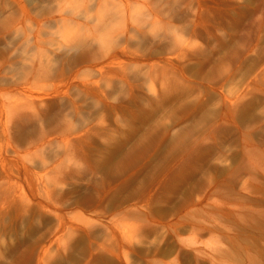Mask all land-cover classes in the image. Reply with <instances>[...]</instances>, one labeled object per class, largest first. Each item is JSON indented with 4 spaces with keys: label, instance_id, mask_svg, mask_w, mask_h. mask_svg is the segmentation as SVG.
<instances>
[{
    "label": "rangeland",
    "instance_id": "obj_1",
    "mask_svg": "<svg viewBox=\"0 0 264 264\" xmlns=\"http://www.w3.org/2000/svg\"><path fill=\"white\" fill-rule=\"evenodd\" d=\"M103 35L124 71L55 73ZM262 170L264 0H0V264H189Z\"/></svg>",
    "mask_w": 264,
    "mask_h": 264
},
{
    "label": "bare ground",
    "instance_id": "obj_2",
    "mask_svg": "<svg viewBox=\"0 0 264 264\" xmlns=\"http://www.w3.org/2000/svg\"><path fill=\"white\" fill-rule=\"evenodd\" d=\"M115 27L116 31H123L125 27L123 26H113L111 23L102 22L99 23V30L106 33L110 31H115L113 28ZM140 40H137L136 43L146 44L148 42V37L145 35L139 36ZM101 42L108 44V47L101 52H97L95 46L92 45L88 51L80 50L66 57H56L54 60L57 62L53 69L55 73L65 74L73 70L74 61L77 57H83L84 60H90L91 66H96L98 62H105V65L101 64L97 67V71L103 72L108 69L110 66H113L112 69L117 68L124 71V63L119 59L121 54H126L128 51L125 48H121L120 52L114 51L115 48L120 45L119 42H115L113 37L107 38L106 36H100ZM90 45V43L88 44ZM105 45V44H104ZM167 42L164 40H159L156 42L157 49H160L161 52L165 51ZM114 51V52H112ZM62 56V55H61ZM103 70V71H102ZM76 76L73 75L72 78ZM60 84L53 90L54 95L51 97L54 111L52 114H44L41 119L36 114L25 115L20 118L21 125L23 126V130L25 129L26 134L37 127V121L47 124L54 117L60 115V110L63 109L66 104L65 101L59 102V100L67 97V90L60 89L61 85L66 84L65 78L61 76L59 80ZM86 82L81 81V83L87 88L88 84ZM74 82H70L72 85ZM78 85V82L75 83ZM59 100H58V99ZM42 99L38 97V102L41 103ZM35 105V101L31 99L27 102V105ZM69 105L73 109L76 108L74 105V101L69 99ZM21 106L16 104L15 107H11L8 110V118H11L15 115H18L19 108ZM23 114V113H22ZM21 114V115H22ZM41 123V122H40ZM68 131H71L70 128H65L61 131V134H64ZM62 140H69L68 137H63ZM117 150H110L109 153L104 157V159H109L110 155L116 153ZM260 167V163L257 161L256 163V174L259 175L260 172L258 169ZM264 172V170H262ZM254 192L256 193L255 199L251 200L252 204L256 203V207L248 208L246 207V201L242 200L238 202L236 205L237 215L239 216L240 224L236 225L235 228H231L229 225L224 224L222 227L218 229L215 225H210L206 228L207 233V243L201 247H194L196 255L189 260V264H264V178H253V182L251 184ZM246 189V185L243 187ZM223 205L225 206V214L229 215L233 210L228 206V202L224 201ZM224 210V211H225ZM208 222V224H209ZM261 241L263 244H261Z\"/></svg>",
    "mask_w": 264,
    "mask_h": 264
}]
</instances>
